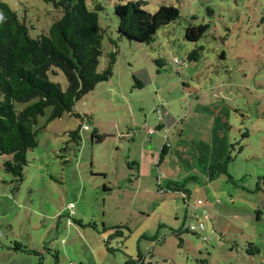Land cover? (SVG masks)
I'll use <instances>...</instances> for the list:
<instances>
[{
    "label": "rangeland",
    "instance_id": "obj_1",
    "mask_svg": "<svg viewBox=\"0 0 264 264\" xmlns=\"http://www.w3.org/2000/svg\"><path fill=\"white\" fill-rule=\"evenodd\" d=\"M3 1L31 37L59 17L42 0ZM143 1L150 12L161 4L179 10L147 43L119 36L116 0H97V69L114 60L111 76L71 108L89 120L81 124L69 112L52 120L46 107L32 126L37 145L25 155L18 186L3 168L10 157L0 155V264H264L262 0ZM200 24L208 29L187 41L185 29ZM193 49L197 59H187ZM63 74L53 67L46 77L65 91ZM213 138L223 158L207 167ZM163 142L171 147L161 154ZM141 157L160 159L153 175L144 162L136 176ZM190 207L189 223L202 222V230L183 229ZM14 242L39 254L16 251Z\"/></svg>",
    "mask_w": 264,
    "mask_h": 264
},
{
    "label": "trees",
    "instance_id": "obj_2",
    "mask_svg": "<svg viewBox=\"0 0 264 264\" xmlns=\"http://www.w3.org/2000/svg\"><path fill=\"white\" fill-rule=\"evenodd\" d=\"M42 1L50 3L59 17L48 27L46 34L31 37L27 23L18 18L6 1L0 0V155L10 157L3 162V168L13 176L17 186L22 180L25 155L37 145L36 131L32 128L36 118L50 107L49 119L60 118L64 112H69L79 118L81 124L89 120L85 115L73 113L71 108L83 94L92 91L97 82L111 76L114 60L112 54L106 68L97 69L102 39L98 11L103 9L97 0ZM144 6L143 0H116L113 13L117 18L119 36L147 43L158 28L179 16V10L171 4H161L153 12ZM259 22L264 34V0ZM207 29L206 24L189 27L185 29L184 37L187 41H197ZM197 57V49L187 55L191 60ZM53 67L64 73L68 83L65 91L47 79L46 74ZM136 83L141 87V82ZM32 98L36 100L21 111L14 110V101L25 102ZM81 124L70 132L73 141L79 140ZM94 136L99 137L95 130ZM160 153H164L163 146ZM178 190L186 196L183 186ZM13 248L32 255L39 254L16 242ZM130 261V264H135Z\"/></svg>",
    "mask_w": 264,
    "mask_h": 264
},
{
    "label": "crops",
    "instance_id": "obj_3",
    "mask_svg": "<svg viewBox=\"0 0 264 264\" xmlns=\"http://www.w3.org/2000/svg\"><path fill=\"white\" fill-rule=\"evenodd\" d=\"M166 119H164V118H162V120H160V125H159V127H161V126H164L165 124H166V121H165ZM150 127L147 129V131L146 132H148V133H152V129H150ZM150 138V137H149ZM151 139H153L152 137H151ZM199 139V138H198ZM181 142V141H180ZM182 142H184L183 140H182ZM197 143L198 142H196V141H194V140H190V149H192V153H194L195 155H197V154H199V153H202V151H201V148L199 147V145H197ZM214 143H215V140H214V138H213V142H212V145H211V147H210V156H212L211 157V159H209V161H207V167H209L214 161L215 162H217V161H219V160H221L220 158H223L222 156H223V153L221 152V151H219V149H217L218 151H216V149H215V147L213 146L214 145ZM178 144H180L179 143V141H177L176 142V144H174L173 145V147H172V153H174L175 151H178V149L176 148L177 146H178ZM164 147V152H168V150L170 149V147H171V145L170 144H168V142H163V144L161 145V147ZM161 149V148H160ZM189 149V150H190ZM221 149V148H220ZM190 152V151H189ZM200 155V154H199ZM199 155H198V157H199ZM220 156V157H217V159H215V156ZM209 156V157H210ZM152 158V157H151ZM199 158H201V157H199ZM162 159V158H161ZM192 160L193 161H195L194 160V157H192ZM191 160V161H192ZM137 161V163L134 165L135 166V168L137 169V177H140V175H142L143 174V165H144V162H147V163H145V166H146V168H147V174L146 175H148L149 174V176H151V175H153L152 173L154 172V166H159V164H160V159L158 160L157 159V161H154V160H150V158L149 159H147V161H143V159H142V157L140 158V159H138V160H136ZM192 161V162H193ZM192 166V165H191ZM194 168H196V167H194ZM204 170H205V168H204ZM198 174H199V170H198ZM145 175V176H146ZM199 175H202V176H204V177H209V179H214L215 178V174L212 176V177H214V178H212L211 176H210V173L209 172H207V173H205V171L203 172V174H199ZM211 177V178H210ZM189 178H192V179H194L195 178V176H194V178L192 177V175H191V177H189ZM210 181H212V180H210ZM186 192H185V194L184 195H186L187 196V198L190 196V192H188V190L187 189H185V188H183ZM182 194V196H183V193H181ZM185 196V197H186ZM217 202H218V200H217ZM191 206V205H190ZM192 207V206H191ZM191 207H190V211L188 210V212L186 213V215L184 216V223H189V218L190 217H192L193 215H194V213L191 211ZM196 206H194V208H195ZM203 209H206V208H203ZM194 210V209H193ZM205 212H206V210H205ZM256 212H257V215L259 214V212H261L260 211V209H257L256 210ZM256 214V213H255Z\"/></svg>",
    "mask_w": 264,
    "mask_h": 264
},
{
    "label": "built area",
    "instance_id": "obj_4",
    "mask_svg": "<svg viewBox=\"0 0 264 264\" xmlns=\"http://www.w3.org/2000/svg\"><path fill=\"white\" fill-rule=\"evenodd\" d=\"M172 62H174V63H178V61L175 59L174 61H172ZM84 128L86 129V127L84 126ZM150 130V129H149ZM205 210L206 209H203L202 210V214H203V216L205 215ZM203 223L202 222H199V224H198V226H196V225H193V224H191V223H185L184 224V226H183V228L184 229H187V230H189V231H197V230H202V228H203Z\"/></svg>",
    "mask_w": 264,
    "mask_h": 264
},
{
    "label": "clouds",
    "instance_id": "obj_5",
    "mask_svg": "<svg viewBox=\"0 0 264 264\" xmlns=\"http://www.w3.org/2000/svg\"><path fill=\"white\" fill-rule=\"evenodd\" d=\"M84 126H85V125H84ZM84 126H83V127H84ZM86 128H87V127H86Z\"/></svg>",
    "mask_w": 264,
    "mask_h": 264
}]
</instances>
